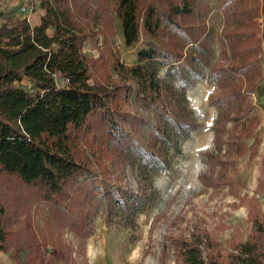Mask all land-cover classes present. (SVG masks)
<instances>
[{
	"label": "trees",
	"instance_id": "trees-1",
	"mask_svg": "<svg viewBox=\"0 0 264 264\" xmlns=\"http://www.w3.org/2000/svg\"><path fill=\"white\" fill-rule=\"evenodd\" d=\"M3 1L0 252L14 251V264H87L86 239L96 217L134 227L155 194L152 174L171 168L182 140L197 128L186 93L203 78L201 66L210 65L212 28L187 24L197 0H32L37 22L6 13ZM252 1L237 8L226 0L221 56L211 65L223 87L219 101L238 103L233 116L220 111L215 125L222 137V119L236 121L226 158L249 151L244 138L259 123L244 106L261 78L264 42V0ZM115 18L129 47L143 35L157 38L147 40L135 64L122 63L109 41ZM168 29L165 43L160 36ZM92 41L99 58L85 51ZM220 154L221 148L211 158L222 163ZM128 166L136 171L138 194L124 170L118 172ZM41 203L49 211L42 227L33 209ZM253 221L242 242L222 244L205 230L175 237L179 264H264V212ZM66 231L80 240L77 246Z\"/></svg>",
	"mask_w": 264,
	"mask_h": 264
},
{
	"label": "rangeland",
	"instance_id": "rangeland-1",
	"mask_svg": "<svg viewBox=\"0 0 264 264\" xmlns=\"http://www.w3.org/2000/svg\"><path fill=\"white\" fill-rule=\"evenodd\" d=\"M31 1L4 0L2 9L6 13L12 12L15 17L30 16L33 22L36 10L31 9ZM232 1L237 8H241L247 0ZM225 3L226 0H197L194 16L187 19L189 25L206 24L212 28L209 38L212 48L210 65L201 66L203 78L198 79L186 93L189 107L196 117L197 128L182 140V154L173 157L171 168L152 174L155 194L137 215L134 227L120 225L119 218L107 221L103 216L96 217L94 233L86 239L87 264H179L173 247L175 237L188 238L195 230H205L222 244L242 242L248 239L254 229L253 216L261 210L264 212V189L261 190V176L264 178V42L259 55L261 78L254 91L246 93L247 103L244 104L250 107V115L259 117L255 135L244 138L249 151L240 157L231 155L226 158L229 132L231 134L235 119H222L221 123L226 124L222 137H217L215 130L219 112L225 115L231 110L233 116L238 107L237 102L219 101L223 87L211 73V65L221 56L220 38L225 22ZM252 4L254 2L249 0L248 5ZM111 14L114 15V12ZM263 21L261 17L262 24ZM113 24L115 30L109 34V41L120 61L126 65L138 62V52L147 40H157L143 35L137 44L129 47L118 19L115 18ZM168 32L170 29L160 36L165 43L170 39ZM85 51L95 58L101 55L94 41L89 43ZM167 68L162 67V75L167 73ZM168 81L179 90L183 87L182 82L172 77ZM227 89L228 86L224 85V90ZM197 99L201 101L200 106L196 104ZM216 101L218 104H215ZM220 148L222 163L211 158ZM103 161L109 166L110 159L105 157ZM197 165L200 168L194 173ZM123 170L126 182L138 194L136 171L128 166L120 168L118 172ZM33 209L42 227L49 215L48 207L41 203ZM66 238L76 246L80 242L70 231H66ZM91 247L96 248V255L90 250ZM13 256L14 251L0 252V263L14 264Z\"/></svg>",
	"mask_w": 264,
	"mask_h": 264
},
{
	"label": "bare ground",
	"instance_id": "bare-ground-1",
	"mask_svg": "<svg viewBox=\"0 0 264 264\" xmlns=\"http://www.w3.org/2000/svg\"><path fill=\"white\" fill-rule=\"evenodd\" d=\"M201 93V92H200ZM196 104L198 105V106H200L201 105V101L200 100H198L197 99V102H196ZM200 108V107H199ZM201 109V108H200ZM198 164V163H197ZM199 168H200V166L199 165H197L195 168H194V173H197L198 172V170H199ZM191 183V182H190ZM91 251H93V253H94V255H96V248H94V247H91V249H90Z\"/></svg>",
	"mask_w": 264,
	"mask_h": 264
},
{
	"label": "crops",
	"instance_id": "crops-1",
	"mask_svg": "<svg viewBox=\"0 0 264 264\" xmlns=\"http://www.w3.org/2000/svg\"><path fill=\"white\" fill-rule=\"evenodd\" d=\"M39 14H40V10H37L36 11V13L34 14V16H33V22H37L38 21V19H39ZM23 17H29V19H30V16H23ZM31 20V19H30Z\"/></svg>",
	"mask_w": 264,
	"mask_h": 264
},
{
	"label": "built area",
	"instance_id": "built-area-1",
	"mask_svg": "<svg viewBox=\"0 0 264 264\" xmlns=\"http://www.w3.org/2000/svg\"><path fill=\"white\" fill-rule=\"evenodd\" d=\"M27 18H29V17H27Z\"/></svg>",
	"mask_w": 264,
	"mask_h": 264
}]
</instances>
